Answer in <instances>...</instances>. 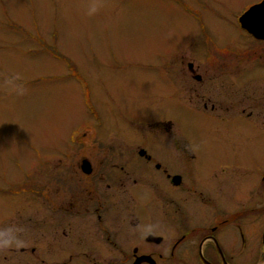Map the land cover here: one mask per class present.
<instances>
[{"label": "flooded vegetation", "instance_id": "af4514ba", "mask_svg": "<svg viewBox=\"0 0 264 264\" xmlns=\"http://www.w3.org/2000/svg\"><path fill=\"white\" fill-rule=\"evenodd\" d=\"M254 4L225 7L237 33L204 34L197 20L181 44L188 59L160 85L169 88L148 91L164 108L171 101L192 118L220 124L221 157L197 171L172 115L144 120L150 131L134 135L120 128L129 117H117V131L105 130L91 104L98 130L48 144L40 164L0 187L7 208L0 240L24 244L0 249V264H264V34L240 22ZM186 8L205 13L214 5ZM99 136L111 142L95 154Z\"/></svg>", "mask_w": 264, "mask_h": 264}, {"label": "rangeland", "instance_id": "374dc122", "mask_svg": "<svg viewBox=\"0 0 264 264\" xmlns=\"http://www.w3.org/2000/svg\"><path fill=\"white\" fill-rule=\"evenodd\" d=\"M258 1L0 0V187L40 164L48 144L58 147L62 138L68 142L72 134L89 136L94 126L98 130L91 104L105 130L117 131V117H129L130 124L120 128L134 135L150 131L144 120L172 115L176 135L192 146L200 166L196 170L207 169L213 158L221 157L216 137L221 125L171 108V101L164 108L148 91L169 88L160 85L169 84L170 71L188 59L181 44L197 20L204 34L237 33L234 16L225 7L240 10ZM205 3L214 9L194 13L186 8ZM219 12L221 18L216 17ZM102 139L90 152L99 154L103 142H111ZM252 147L262 152L261 142L253 141ZM159 158L169 163L168 156ZM171 158L178 170L181 163ZM0 193L3 214L7 208Z\"/></svg>", "mask_w": 264, "mask_h": 264}, {"label": "water", "instance_id": "95a60500", "mask_svg": "<svg viewBox=\"0 0 264 264\" xmlns=\"http://www.w3.org/2000/svg\"><path fill=\"white\" fill-rule=\"evenodd\" d=\"M264 16V0L259 4L251 6L241 17L243 21V27L257 37H262L264 31H262L259 25L252 24L251 19L261 20ZM263 33V34H262Z\"/></svg>", "mask_w": 264, "mask_h": 264}, {"label": "clouds", "instance_id": "9594fccd", "mask_svg": "<svg viewBox=\"0 0 264 264\" xmlns=\"http://www.w3.org/2000/svg\"><path fill=\"white\" fill-rule=\"evenodd\" d=\"M92 11L94 12V11H96V9L93 8ZM149 231H152V226H149V228H147L145 230L146 233L149 232ZM3 232L11 235V230L10 229H4ZM14 245L16 247H23L24 246L23 242L21 240L16 239L15 236H13L12 239H2V240H0V249H8V248L13 247Z\"/></svg>", "mask_w": 264, "mask_h": 264}]
</instances>
